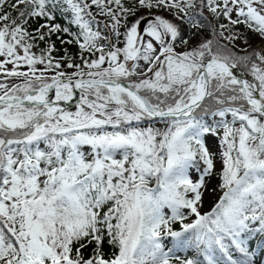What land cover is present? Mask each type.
<instances>
[{"label": "snow or ice", "instance_id": "1", "mask_svg": "<svg viewBox=\"0 0 264 264\" xmlns=\"http://www.w3.org/2000/svg\"><path fill=\"white\" fill-rule=\"evenodd\" d=\"M0 264H264V0H0Z\"/></svg>", "mask_w": 264, "mask_h": 264}, {"label": "rangeland", "instance_id": "2", "mask_svg": "<svg viewBox=\"0 0 264 264\" xmlns=\"http://www.w3.org/2000/svg\"><path fill=\"white\" fill-rule=\"evenodd\" d=\"M210 204H211V200H209V201L206 203V208H205V210H208V207H210Z\"/></svg>", "mask_w": 264, "mask_h": 264}, {"label": "trees", "instance_id": "3", "mask_svg": "<svg viewBox=\"0 0 264 264\" xmlns=\"http://www.w3.org/2000/svg\"><path fill=\"white\" fill-rule=\"evenodd\" d=\"M256 42H258V40H253V41H252L253 46H254V44H255Z\"/></svg>", "mask_w": 264, "mask_h": 264}]
</instances>
